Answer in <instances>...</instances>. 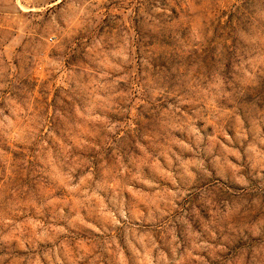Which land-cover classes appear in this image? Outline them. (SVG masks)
Wrapping results in <instances>:
<instances>
[{
    "label": "clouds",
    "instance_id": "clouds-1",
    "mask_svg": "<svg viewBox=\"0 0 264 264\" xmlns=\"http://www.w3.org/2000/svg\"><path fill=\"white\" fill-rule=\"evenodd\" d=\"M0 264H264V0H0Z\"/></svg>",
    "mask_w": 264,
    "mask_h": 264
}]
</instances>
